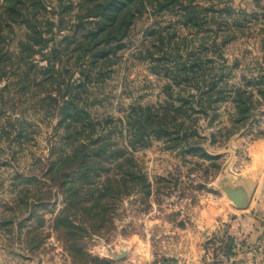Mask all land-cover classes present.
I'll return each mask as SVG.
<instances>
[{
	"label": "rangeland",
	"instance_id": "rangeland-1",
	"mask_svg": "<svg viewBox=\"0 0 264 264\" xmlns=\"http://www.w3.org/2000/svg\"><path fill=\"white\" fill-rule=\"evenodd\" d=\"M106 1L44 0L36 18L47 41L28 49L20 46L24 24L2 25L0 264H222L240 244L235 215L223 209L237 206L217 189L223 171L264 147V0H145V9L137 0L131 14L117 11L119 2L94 10ZM238 93L249 107L244 122H236ZM63 99L96 126L92 146L126 149L152 187L119 202L112 227L83 241L90 256L77 263L53 228L63 199L47 176L70 149L59 124ZM176 108L188 142L214 160L173 147L167 135L129 143L130 114Z\"/></svg>",
	"mask_w": 264,
	"mask_h": 264
},
{
	"label": "trees",
	"instance_id": "trees-1",
	"mask_svg": "<svg viewBox=\"0 0 264 264\" xmlns=\"http://www.w3.org/2000/svg\"><path fill=\"white\" fill-rule=\"evenodd\" d=\"M93 5L94 10H103L108 5L119 2L117 11L131 14L137 0H108ZM44 0H2L0 3V33L2 25L11 23L24 24L27 33L25 41L20 44L24 49L33 44L43 45L47 40L42 36L36 16L40 8H45ZM139 6L145 9L147 2L139 0ZM136 8V7H135ZM140 11V9L137 8ZM4 36L0 34V39ZM212 96L202 101L210 100ZM236 122L246 121L249 107L246 98L238 93L236 98ZM178 109H164L162 112L130 114L129 143H139L150 134L167 135L172 146L186 145L188 151L202 154V146L186 139L187 128L178 121ZM59 124L62 125L68 151L61 150L47 172L50 183L57 189L63 199V206L55 215L53 228L63 234L65 250L74 262L84 261L90 254L86 251L83 241L90 234L102 233L114 224L116 207L124 197L139 192L149 195L151 183L146 173L141 170L134 156L123 147L110 142H101L92 146L91 138L95 125L84 122L87 113L78 108L71 99H63L59 106ZM177 121L176 123H173ZM82 137V138H81ZM212 166H218L213 164Z\"/></svg>",
	"mask_w": 264,
	"mask_h": 264
},
{
	"label": "crops",
	"instance_id": "crops-1",
	"mask_svg": "<svg viewBox=\"0 0 264 264\" xmlns=\"http://www.w3.org/2000/svg\"><path fill=\"white\" fill-rule=\"evenodd\" d=\"M247 162L236 171L224 170L217 188L224 200L244 202L232 210L224 204L235 215L229 223L240 244L222 264H264V147L255 145Z\"/></svg>",
	"mask_w": 264,
	"mask_h": 264
},
{
	"label": "water",
	"instance_id": "water-1",
	"mask_svg": "<svg viewBox=\"0 0 264 264\" xmlns=\"http://www.w3.org/2000/svg\"><path fill=\"white\" fill-rule=\"evenodd\" d=\"M233 201V203L236 205V206H239L240 204L242 205V204H244V202L243 201H236L235 199H233L232 200Z\"/></svg>",
	"mask_w": 264,
	"mask_h": 264
}]
</instances>
